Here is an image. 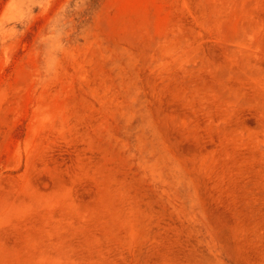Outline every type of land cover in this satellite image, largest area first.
Here are the masks:
<instances>
[{
  "label": "rangeland",
  "instance_id": "rangeland-1",
  "mask_svg": "<svg viewBox=\"0 0 264 264\" xmlns=\"http://www.w3.org/2000/svg\"><path fill=\"white\" fill-rule=\"evenodd\" d=\"M0 264H264V0H0Z\"/></svg>",
  "mask_w": 264,
  "mask_h": 264
}]
</instances>
